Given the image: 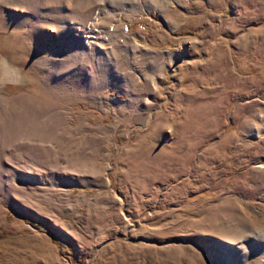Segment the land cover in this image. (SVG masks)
I'll return each mask as SVG.
<instances>
[{
  "label": "rangeland",
  "instance_id": "rangeland-1",
  "mask_svg": "<svg viewBox=\"0 0 264 264\" xmlns=\"http://www.w3.org/2000/svg\"><path fill=\"white\" fill-rule=\"evenodd\" d=\"M71 1L0 21V264H264V0Z\"/></svg>",
  "mask_w": 264,
  "mask_h": 264
},
{
  "label": "bare ground",
  "instance_id": "bare-ground-1",
  "mask_svg": "<svg viewBox=\"0 0 264 264\" xmlns=\"http://www.w3.org/2000/svg\"><path fill=\"white\" fill-rule=\"evenodd\" d=\"M90 1V0H89ZM71 0H0V21H3L4 24L6 25H16L17 23H19L20 25H23V24H26L27 22H29V29L31 30H34V28L37 30L38 33H40L39 35H44L46 41L48 42V44H51L54 42V36H59V34L63 31L64 32V36L65 38H67V41H68V38L69 40L73 41V42H78V40L80 41V38L82 39L83 37L82 36H78V38H76L75 36L71 35L70 34V30L69 28L70 27H66L67 24H68V19L65 15L68 14V13H71V14H75V12H80L82 14V18H80L82 21H84L83 19L85 18L86 15L85 14V9L86 7L88 6H84L81 5L80 7H77V10L74 9ZM88 2V1H87ZM94 2V1H93ZM92 3V2H91ZM122 3V2H121ZM80 4V3H79ZM86 4V3H85ZM90 4V3H89ZM79 6V5H78ZM76 8V7H75ZM57 10H61L63 11L64 13V16L62 17H53L52 16H48L46 14H48V12H54V11H57ZM89 11V10H88ZM87 11V12H88ZM79 15V13H78ZM80 16V15H79ZM39 19V21L37 20ZM79 19V20H80ZM80 20V21H81ZM77 22V21H75ZM74 21H72V26H74L75 28L74 31L78 32V30L80 31V26L76 25ZM80 23V22H79ZM83 23V22H82ZM86 23V22H85ZM119 24V23H118ZM47 25H50L51 27H53L57 33V35L54 34L53 37H46L45 34H46V29L45 27H47ZM119 26V25H118ZM117 26V29L120 28V26L118 27ZM66 27V28H65ZM80 27V28H78ZM83 27V26H82ZM123 27V26H122ZM66 30H65V29ZM124 29V28H123ZM29 30V31H30ZM121 30V29H120ZM119 30V32H120ZM84 31V30H83ZM82 30L80 32H83ZM31 32V31H30ZM75 32V33H76ZM121 34V33H120ZM78 35V34H77ZM80 35H82V33H80ZM122 36V35H121ZM123 37V36H122ZM66 41V40H65ZM70 41V43H71ZM82 41V40H81ZM79 43V42H78ZM81 43V42H80ZM68 44V43H67ZM78 45V44H77ZM80 46H83L80 44ZM69 56V55H67ZM67 59V58H66ZM170 59V58H169ZM46 62V65L49 66V67H52V68H55L56 65L58 66V63L52 59V57H48L44 60ZM67 61V60H65ZM119 69V68H118ZM120 74H118V77H119ZM122 76H120L121 78ZM135 78V77H134ZM123 80V79H122ZM120 81V80H119ZM157 83V84H156ZM153 84V88L156 89L158 87V82L157 81H154ZM105 98V97H104ZM102 100V98H101ZM147 103V102H146ZM84 124V123H83ZM20 129V128H19ZM29 136V135H28ZM28 139V138H27ZM23 140V139H21ZM34 140V139H33ZM32 142V141H31ZM7 147V144L5 143H2L0 141V150L1 152H4V150L6 149ZM38 160V159H37ZM28 162V161H27ZM4 160L2 158H0V167L1 165H5L4 164ZM11 165V164H10ZM13 169V168H11ZM10 170V169H9ZM28 174V172H27ZM3 175V174H2ZM1 175V176H2ZM29 175V174H28ZM31 175V174H30ZM29 175V176H30ZM28 176V177H29ZM32 177H36L39 178L40 176L36 173H32L31 175ZM31 178V177H29ZM12 180V179H11ZM107 184H108V178L105 179ZM12 183V182H11ZM7 185V183H5ZM13 184V183H12ZM23 184V183H22ZM5 185V187H7ZM11 185V184H10ZM27 186V185H26ZM25 186V187H26ZM28 187V186H27ZM22 188V186H21ZM17 189H14V188H11V190L9 189L7 194H8V197H10L9 195L13 192H16L18 194H21L22 192H17ZM44 189V188H43ZM25 191V190H24ZM11 192V193H10ZM5 193V192H4ZM35 194V192H34ZM3 195V194H2ZM5 196V197H4ZM3 197L5 199H9L7 198V195H3ZM12 198V197H11ZM16 200V199H15ZM118 201L121 203V199H118ZM17 202V200H16ZM228 250V249H227ZM227 263V262H225ZM230 263V262H229ZM231 264V263H230Z\"/></svg>",
  "mask_w": 264,
  "mask_h": 264
}]
</instances>
